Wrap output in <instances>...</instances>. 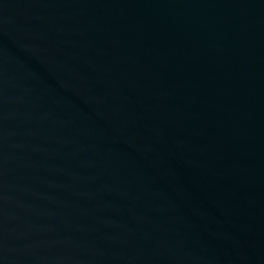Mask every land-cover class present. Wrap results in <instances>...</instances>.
I'll use <instances>...</instances> for the list:
<instances>
[{
	"label": "water",
	"instance_id": "1",
	"mask_svg": "<svg viewBox=\"0 0 264 264\" xmlns=\"http://www.w3.org/2000/svg\"><path fill=\"white\" fill-rule=\"evenodd\" d=\"M0 264H264V0H0Z\"/></svg>",
	"mask_w": 264,
	"mask_h": 264
}]
</instances>
